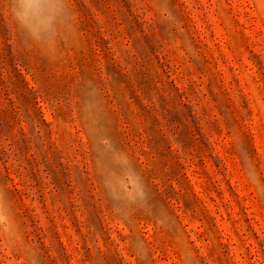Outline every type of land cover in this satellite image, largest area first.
<instances>
[{"label":"rangeland","instance_id":"rangeland-1","mask_svg":"<svg viewBox=\"0 0 264 264\" xmlns=\"http://www.w3.org/2000/svg\"><path fill=\"white\" fill-rule=\"evenodd\" d=\"M0 264H264V0H0Z\"/></svg>","mask_w":264,"mask_h":264}]
</instances>
